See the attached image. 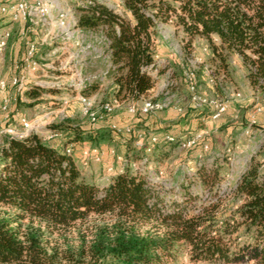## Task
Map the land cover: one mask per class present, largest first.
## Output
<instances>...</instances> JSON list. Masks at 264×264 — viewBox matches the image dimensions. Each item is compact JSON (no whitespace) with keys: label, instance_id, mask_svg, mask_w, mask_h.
Wrapping results in <instances>:
<instances>
[{"label":"trees","instance_id":"trees-1","mask_svg":"<svg viewBox=\"0 0 264 264\" xmlns=\"http://www.w3.org/2000/svg\"><path fill=\"white\" fill-rule=\"evenodd\" d=\"M122 3L131 19L96 0L76 8V25L101 29L106 38L115 96L138 99L154 86L147 72L156 55L154 27L168 20L183 30L185 52L195 37L205 38L223 71L228 56L237 53L250 85L264 87V0ZM97 87L87 84L81 94L87 96ZM45 90L34 85L26 95L36 97ZM64 135L62 145L45 142L36 133L5 136L0 145V264H160L181 250L192 261L264 264V170L257 162L251 161L241 173L232 190L240 201L230 212H219L218 194L194 212L185 210V201L175 200L166 211L142 175L118 172L102 189L85 180L70 153L82 133ZM86 137L94 139L92 134ZM196 171L204 185L220 179L215 165L211 170L201 165ZM3 207L14 209L15 217L3 216ZM90 214H112L116 222L97 227L89 241L83 238L76 246L52 243L50 235L56 230L68 229ZM26 217L38 219L44 229H22L20 221Z\"/></svg>","mask_w":264,"mask_h":264},{"label":"rangeland","instance_id":"rangeland-1","mask_svg":"<svg viewBox=\"0 0 264 264\" xmlns=\"http://www.w3.org/2000/svg\"><path fill=\"white\" fill-rule=\"evenodd\" d=\"M47 1L48 14L33 15L37 23L26 33L28 42L36 48L33 61L37 69L23 78V88L13 86L9 90L15 99L7 95L0 101V145L5 136L30 133L38 134L45 142L62 145L64 134L78 131L82 139L72 145L70 153L82 177L99 188L106 186L118 172L128 170L146 178L154 194L162 199L163 210L172 209L175 200L185 201V210L194 212L214 201L217 194L222 199L219 212L234 209L240 200L232 190L247 165L255 161L260 170H264V87L250 85L239 55L228 56L225 72L212 57L205 38L195 37L189 51L185 52L186 38L181 27L172 20L157 21L155 61L147 68L155 80L156 93L133 100L119 98L114 95L112 65L102 30L82 29L76 25L77 6L89 0ZM96 1L131 19L122 0ZM214 41H217L215 37ZM23 50L26 53V49ZM21 62L10 61V66L17 64L21 69ZM90 83L98 84L97 89L86 96L90 99L91 111L97 116L95 120L85 114L80 99L81 90ZM34 85L46 90L36 97L27 96L26 91ZM144 100H160L165 106L142 113L139 108ZM114 101L110 112L102 110L103 103ZM216 104L224 106V110L216 117L223 119L214 130L207 127V119H216L212 117ZM133 107L135 109L130 111ZM168 108L183 115V130L175 133L163 126L145 125L149 118ZM199 116L198 123L192 124L191 120ZM22 118L40 125L25 130ZM10 128L14 134L6 132ZM88 134L94 139H88ZM167 134L174 140H165ZM201 165L208 170L214 165L218 167L220 179L212 186L198 179L196 169ZM1 212L3 216L15 217L12 208L3 207ZM20 222L22 229L28 226L44 229L38 219L26 217ZM115 222L112 214H90L68 229L56 230L50 240L59 246H76L83 238L89 241L97 227H110ZM160 264L219 263L192 261L187 252L181 250Z\"/></svg>","mask_w":264,"mask_h":264},{"label":"built area","instance_id":"built-area-1","mask_svg":"<svg viewBox=\"0 0 264 264\" xmlns=\"http://www.w3.org/2000/svg\"><path fill=\"white\" fill-rule=\"evenodd\" d=\"M48 9H49V3L47 0H16V1H2L0 0V15L2 16H7L10 20L12 21H17V20H24L29 22L30 24H36L37 21L34 20L32 17L33 15H42L45 16V14H48ZM35 17V16H34ZM47 19V18H46ZM59 24L61 25L62 22H59ZM67 32V30H66ZM67 37V36H66ZM10 38V31L8 30H4L1 34H0V53L5 50V48L7 47V43H8V39ZM35 45L33 43H29L26 53L22 59L21 62V68H25V67H30L32 69H35V62L33 61V56L35 53ZM153 64H151L149 66V68H151ZM18 65H15V68L18 69ZM11 83L13 84V86H15L16 88H23V79L22 76L18 77V76H12L11 78ZM0 86L4 87L5 86V82L1 81L0 82ZM80 99L81 102L83 104L84 107V112L87 116H89V118L91 120H95L97 118L96 114L93 113L91 111L92 107L91 106V102L90 99L86 96L80 95ZM116 103V101H114V103L110 104L108 102L103 103V105L101 106L102 110L104 112H110L113 108V105ZM165 106L163 101L160 100H144L141 103V107L139 108L140 111L142 113H149V112H154V111H158L163 109ZM217 110L216 113L212 115L213 118H216L220 115V113L222 112V110H224V106H222L221 104H216L215 105ZM135 108H131L130 111H133ZM263 115H264V110L262 111ZM21 124L23 126V128L25 130H31L33 127L35 126H39L40 123H32L29 120H26L24 118L21 119ZM6 132L8 133H15V131L13 129H6ZM26 136V135H24ZM23 135L17 136L16 138H22L24 137ZM153 140H156V137L152 138ZM165 140L167 141H173L174 137L172 135H166L165 136ZM190 144V142H188V145ZM67 152H70V149H67ZM94 153H96V150H93ZM98 159V158H97Z\"/></svg>","mask_w":264,"mask_h":264},{"label":"crops","instance_id":"crops-1","mask_svg":"<svg viewBox=\"0 0 264 264\" xmlns=\"http://www.w3.org/2000/svg\"><path fill=\"white\" fill-rule=\"evenodd\" d=\"M4 1V0H2ZM5 1H13V0H5ZM8 30L10 31V38L8 39L7 47L4 50L3 54L0 56V82L4 81L5 86H0V101L2 97L4 98L8 97L9 99H15L13 98L14 95L10 94V89H13V84L11 83L12 76L21 77L22 79L26 77L28 74L30 75L32 72H34L35 69H32L30 67H25L18 69L15 68V65L10 66V61L15 62V60L22 61L25 52L23 48L27 50L28 45L22 47L23 44L29 43V35L26 33H29L31 30H33V25L30 24L27 21H24L22 19L17 21L10 20L7 16L0 15V34L4 31ZM237 57V55L235 54ZM7 64V65H6ZM35 67L36 64H35ZM24 81V80H23ZM42 86V85H41ZM31 87V86H30ZM3 88V89H2ZM6 88V90L4 89ZM4 90V91H3ZM156 92H154V86L148 91V96L155 95ZM8 95V96H7ZM182 114L179 115L178 111H174L171 108H168L164 110L163 112H160L159 114L153 116V118H149V120L145 121V125H149L152 127H159L163 126L164 129L167 131L172 132H179L180 130H183L184 128V119ZM195 115V114H194ZM224 115V114H223ZM200 119L199 117L193 118L191 121L192 124L195 125V123H198ZM223 118H216V119H207V127L210 129H218L217 127L220 126V123Z\"/></svg>","mask_w":264,"mask_h":264}]
</instances>
